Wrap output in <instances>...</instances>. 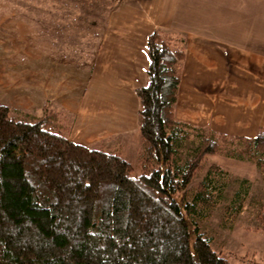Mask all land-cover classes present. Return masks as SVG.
<instances>
[{
	"label": "trees",
	"instance_id": "trees-1",
	"mask_svg": "<svg viewBox=\"0 0 264 264\" xmlns=\"http://www.w3.org/2000/svg\"><path fill=\"white\" fill-rule=\"evenodd\" d=\"M147 82L136 90L143 141L139 174L117 153L71 141L59 113L0 104V264H232L194 222L213 209V182L189 187L205 159L238 142L263 174L264 127L255 138L210 132L184 165L178 148L192 130L174 113L184 40L147 37ZM222 173L213 165L208 171ZM264 233V192L257 215Z\"/></svg>",
	"mask_w": 264,
	"mask_h": 264
},
{
	"label": "crops",
	"instance_id": "crops-1",
	"mask_svg": "<svg viewBox=\"0 0 264 264\" xmlns=\"http://www.w3.org/2000/svg\"><path fill=\"white\" fill-rule=\"evenodd\" d=\"M10 1L0 3V104L63 114L77 144L129 161L126 149L143 143L136 90L147 82L155 30L184 40L179 122L250 139L264 127V0H110L87 42L79 23L97 3Z\"/></svg>",
	"mask_w": 264,
	"mask_h": 264
},
{
	"label": "rangeland",
	"instance_id": "rangeland-1",
	"mask_svg": "<svg viewBox=\"0 0 264 264\" xmlns=\"http://www.w3.org/2000/svg\"><path fill=\"white\" fill-rule=\"evenodd\" d=\"M1 2L6 6L5 0H0ZM14 2H17L18 7H23L27 0ZM83 2L84 10H91L94 3L98 5L92 16L83 15L81 23L78 21L82 26L80 36L87 42L94 39L97 25L103 21L107 9L112 7V1ZM63 34L66 35V32L63 31ZM60 116L62 125L70 126V118L63 114ZM188 135L178 148L177 164L181 166L195 154L201 139L209 137L210 133L192 130ZM130 148L126 149L124 157L135 166V173L139 174L143 143ZM205 165V170L198 173L191 183L190 194L193 197L199 183L213 182L211 190L217 205L213 209L198 206L197 214L193 216L194 222L200 226L201 233L210 239L212 248L232 264H264V233L257 220L263 205L264 183L261 170L255 161L248 159L243 146L238 142L223 147L218 155L206 157ZM213 165L219 166L222 173H209Z\"/></svg>",
	"mask_w": 264,
	"mask_h": 264
}]
</instances>
